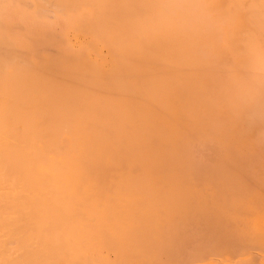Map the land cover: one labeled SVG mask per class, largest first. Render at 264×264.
I'll list each match as a JSON object with an SVG mask.
<instances>
[{"label": "rangeland", "instance_id": "obj_1", "mask_svg": "<svg viewBox=\"0 0 264 264\" xmlns=\"http://www.w3.org/2000/svg\"><path fill=\"white\" fill-rule=\"evenodd\" d=\"M84 1L0 0L7 90L40 86L0 93V144L63 242L43 264H264L262 5Z\"/></svg>", "mask_w": 264, "mask_h": 264}, {"label": "bare ground", "instance_id": "obj_2", "mask_svg": "<svg viewBox=\"0 0 264 264\" xmlns=\"http://www.w3.org/2000/svg\"><path fill=\"white\" fill-rule=\"evenodd\" d=\"M59 1V0H58ZM106 1V0H105ZM240 1V0H239ZM251 1V0H250ZM250 1H248V4L250 3ZM254 1V0H253ZM256 1H258L261 5H262V7L261 6H259V7H261V10H262V13H264V0H256ZM2 2H3V0H2ZM32 2V1H31ZM40 2V1H39ZM42 2V1H41ZM40 2V3H41ZM83 2H85L84 0H83ZM83 2H80V3H83ZM89 2V1H88ZM257 2V3H258ZM58 3V2H57ZM103 3V2H102ZM105 3V2H104ZM240 3V2H239ZM242 3H243V1H242ZM256 3V2H255ZM85 4V3H84ZM87 4V3H86ZM85 4V5H86ZM247 4V5H248ZM37 5V4H36ZM40 5V4H39ZM53 5V4H52ZM68 5V4H67ZM91 5V4H90ZM108 5V4H107ZM110 5V4H109ZM231 5V4H230ZM237 5V4H236ZM247 5H245L246 7H247ZM257 5V4H256ZM92 6H94V4H92ZM102 6V5H101ZM240 6V5H239ZM244 6V7H245ZM250 6V5H249ZM60 7V6H59ZM62 7V6H61ZM4 8V7H3ZM34 8H36V7H34ZM54 9V8H53ZM66 9V8H65ZM96 9V8H95ZM94 9V10H95ZM109 9V8H108ZM255 9V8H254ZM250 10V9H249ZM35 11V10H34ZM248 11V10H247ZM49 13V12H48ZM252 13H253V11H252ZM23 14V13H22ZM53 15V13H51L50 12V15ZM69 14V13H68ZM228 14V13H227ZM256 14V13H255ZM259 14V13H258ZM261 15H263V14H261ZM7 16V15H6ZM54 16H56V15H54ZM246 16H248V15H246ZM254 16V15H253ZM9 17V16H8ZM44 17V16H43ZM42 17V18H43ZM91 17V16H90ZM94 17V16H93ZM99 17V16H98ZM15 18V17H14ZM24 18V17H23ZM34 18V17H33ZM262 18V17H261ZM13 19V18H12ZM250 19V18H249ZM248 19V20H249ZM15 20V19H14ZM29 20H31V19H29ZM61 20V19H60ZM256 20V19H255ZM259 20V19H258ZM257 20V21H258ZM8 22V21H7ZM260 22V21H259ZM42 23V22H41ZM264 23V22H263ZM16 24V23H15ZM57 24V23H56ZM254 24V23H253ZM23 25V24H22ZM1 27H3V25L1 26ZM15 27H17V26H15ZM55 27H56V25H55ZM23 30H24V28H23ZM254 30V29H253ZM251 31V30H250ZM255 31V30H254ZM24 32H26V31H24ZM49 32V31H48ZM244 32V31H243ZM254 33V32H253ZM263 33V32H262ZM48 34V33H47ZM58 34V33H57ZM36 36V35H35ZM39 36V35H38ZM247 36H248V34H247ZM246 36V37H247ZM35 42V41H34ZM14 45V44H13ZM61 45V44H60ZM264 46V45H263ZM38 47V46H37ZM36 47V48H37ZM253 47V46H252ZM43 48V47H42ZM22 50V49H21ZM53 50V49H52ZM56 51V50H55ZM6 52V51H5ZM8 53V52H7ZM57 53V52H56ZM67 54V53H66ZM65 54V55H66ZM25 55V54H24ZM45 55V54H44ZM56 55V54H55ZM34 56H35V54H34ZM53 56H54V54H53ZM71 57V56H70ZM258 57V56H257ZM48 58V57H47ZM22 59V58H21ZM33 59H34V57H33ZM18 60V59H17ZM23 61H24V59H23ZM33 61V60H32ZM34 61H36V60H34ZM82 61V60H81ZM13 63V62H12ZM11 63V64H12ZM23 63V62H22ZM25 63V62H24ZM30 63V62H29ZM38 63V62H37ZM82 63V62H81ZM5 64L6 63H4L3 61H0V93H2V92H7L8 91V93H9V91L11 92V87L13 88V86H10V90H7L8 88H9V85L10 84H12L11 83V81H10V78L12 79L13 78V75H16L17 73H13L12 71V73L11 74H13L12 75V77H11V74L9 73V76H8V72H7V74L5 73V70H4V68H5ZM19 64V63H18ZM21 64V63H20ZM19 64V65H20ZM67 65H68V63H66ZM96 64V63H95ZM38 65V64H37ZM9 66V65H8ZM4 67V68H3ZM7 67V66H6ZM15 67V66H14ZM8 68V67H7ZM7 68H5V69H7ZM80 69V68H79ZM14 70V69H13ZM15 71V70H14ZM31 73V72H30ZM29 73V74H30ZM43 73V72H42ZM34 74V73H33ZM41 74V73H40ZM59 74V73H58ZM31 75V74H30ZM77 75V74H76ZM10 77V78H9ZM16 78H17V76H16ZM19 78V77H18ZM69 78V77H68ZM18 80H22V82H21V84L22 85H19L18 84V82L17 83H15V79H14V83H13V85L15 86L16 84L17 85H19L20 87H16L14 90H13V92H12V94L11 93H9V94H11V95H13V94H16V91H17V93L19 92V95L20 94H22V93H20V90L21 91H23L24 89H19L18 90V88H21V86H23V82L25 83V85H24V87L26 86V82L25 81H23V78H19ZM17 80V81H18ZM20 81H19V83H20ZM27 81V80H26ZM29 81V80H28ZM34 81V80H33ZM80 81V80H79ZM37 82H39V84H41L40 82H41V80H37ZM36 82V83H37ZM78 82V81H77ZM90 82V81H89ZM28 83V82H27ZM31 84H28V85H31V87H32V82H30ZM35 84V83H34ZM38 84V85H39ZM43 86H44V84H42ZM41 85V86H42ZM35 86H37V85H35ZM34 85H33V88L35 87ZM42 86V87H43ZM37 87H40V86H37ZM41 87V88H42ZM33 88H30L29 86H26L25 87V89L26 90H30V89H33ZM41 88H38L37 90H39V89H41ZM43 89V88H42ZM28 90V91H29ZM80 90V89H79ZM42 91V90H41ZM44 91V90H43ZM42 91V92H43ZM8 93H7V95H8ZM4 95H6L5 93H4ZM6 95V96H7ZM19 95H17L16 94V96H17V98L18 99H21V97L22 96H20L19 97ZM15 96V95H14ZM10 97V96H9ZM87 97V96H86ZM11 98V97H10ZM17 98L15 97V100L16 101H18L17 100ZM33 98V97H32ZM11 99H13V96H12V98ZM1 100V99H0ZM15 100L13 99V105L12 106H15L14 104H15ZM35 101V100H34ZM7 103V102H6ZM6 103L4 104H2V102L0 103L1 105H0V127H1V125H2V127L1 128H6L5 126H6V124H5V126L2 124V119H3V116H4V113L6 114V113H8L9 111H10V109L7 107V105H6ZM12 103V102H11ZM8 104H10V103H8ZM22 104H20V106H21ZM22 106H24V104L22 105ZM21 106V107H22ZM31 106V105H30ZM18 107V106H17ZM9 109V110H6V112H5V109ZM23 108V107H22ZM66 108V107H65ZM13 109H15V107L14 108H12L11 110H13ZM17 109H19V108H17ZM16 109V111H18L19 112V110H17ZM30 109V108H29ZM34 109V108H33ZM72 109V108H71ZM22 110V109H21ZM23 110H24V108H23ZM73 110V109H72ZM8 111V112H7ZM68 111H69V109H68ZM11 112V111H10ZM14 112H15V110H14ZM18 112H15V114H13V111H12V114L13 115H17V114H20V116H19V118L20 117H22V116H24V115H28V112H27V114H24V115H22L25 111H23V113H22V111H21V113H18ZM32 112V111H31ZM31 112H29V114H31ZM34 112V113H33ZM32 112V114H36L35 113V111H33ZM31 114V116H32V118H34L33 117V115ZM52 114V113H51ZM57 114H58V112H57ZM74 114V113H73ZM73 114H71V115H73ZM7 115V114H6ZM14 116V117H15ZM46 116V115H45ZM44 116V117H45ZM14 117H13V120L15 121V119H14ZM4 118H5V116H4ZM27 118H28V120H30L31 118H29L28 116H27ZM27 118L26 119H24V120H27ZM16 119H18V118H16ZM4 120V119H3ZM20 120V119H19ZM19 120L17 121V122H19ZM21 121V120H20ZM23 121V120H22ZM33 121V120H32ZM25 122V121H24ZM3 123H4V121H3ZM22 123V122H21ZM38 123V122H37ZM15 125H16V123H14ZM20 124V123H19ZM19 124L17 123V125L19 126ZM23 124V123H22ZM22 124H20V125H22ZM29 126H27V128L25 127V129H32L31 128V126H34V125H30V124H28ZM40 125V124H39ZM46 125V124H45ZM53 125V124H52ZM30 127V128H29ZM3 128V129H4ZM19 128V130H20V127H18ZM17 128V129H18ZM23 128V127H22ZM34 128H36V126H34ZM2 129V130H3ZM12 129V128H11ZM10 129V130H11ZM24 129V128H23ZM23 129H21L18 133H21L22 134V136L24 135L23 134ZM24 129V130H25ZM1 130V129H0ZM1 130V131H2ZM0 131V132H1ZM18 131V130H17ZM46 131V130H45ZM7 132H9V131H6L5 133L7 134ZM17 133V138H16V136H15V133L12 135V136H15V138L16 139H18V134ZM9 134H10V132L8 133V136H9ZM26 134V133H25ZM37 134H39V133H37ZM12 136H11V138H12ZM20 137H21V135H20ZM19 137V138H20ZM24 137H26V135L25 136H23V140H24V142L26 143L29 139H27V141L24 139ZM13 139V138H12ZM22 140V141H23ZM16 141V140H15ZM21 141V140H20ZM6 142V141H5ZM19 142V141H18ZM23 142V143H24ZM3 143V141L1 142V144H0V264H43V256H47V257H50L51 255H53V257L55 256V257H60V258H62L61 257V255L59 256V254L57 253V250L58 249H55V247H58L59 246V248H60V245L63 243V242H61L60 241V245H58L57 243H56V245H55V243L53 244L52 243V241L53 240H49V239H52V238H49V237H52L53 236V234H51L50 235V233H52L51 232V230L53 229V228H55L56 229V225L54 226V225H52V226H54V227H51V230H49L50 231V233L47 235V233H45L46 235H47V237L46 236H44L43 234H44V232H46V230H44V232H43V227H42V218H41V216H44L43 215V213H42V215L40 216L39 215V213H38V211L41 209H39L38 211H37V208H36V200H37V202H38V199H37V195H35V186H37V185H35V183L33 184L32 183V181L28 178V176H27V172H26V170H28V167L29 166H27V164L29 163V161H28V163L26 162V160H25V158H24V161L21 159V158H19L18 157V155L16 154V152H17V150L15 151L14 149H13V147L11 146V145H9V144H2ZM17 146V145H16ZM25 150V149H24ZM19 153V152H18ZM21 155V154H20ZM29 156V154L27 155V157ZM32 156V155H31ZM34 158V157H33ZM32 158V159H33ZM40 158H42V157H40ZM27 159V158H26ZM34 159H36V158H34ZM39 159V158H38ZM30 162H31V160H30ZM27 163V164H26ZM35 162H33V164H34ZM30 164V163H29ZM25 167H27V169H25ZM34 166L32 165V168H33ZM31 168V167H30ZM29 168V170H31ZM35 168V167H34ZM33 168V169H34ZM30 172V171H29ZM34 172H36V169H35V171ZM37 174H38V172H36ZM64 172H62V174H63ZM35 174V173H34ZM67 174V173H66ZM70 174V173H69ZM42 176H44V178H46L47 179V176L44 174H41ZM59 175H60V173H59ZM31 176V175H30ZM46 176V177H45ZM68 176V175H67ZM66 176V177H67ZM40 176H38V178H39ZM34 178L35 179H38V178H36V175L34 176ZM33 180V179H32ZM70 180V179H69ZM41 181H43V177H42V179H41ZM66 181H68V180H66ZM76 180H75V177H74V182H75ZM43 182H45V181H43ZM70 182H73V180L72 181H70ZM80 182V181H79ZM37 183V182H36ZM38 183H40L39 181H38ZM37 183V184H38ZM46 183H47V181H46ZM43 184H45V183H43ZM43 184L41 185V188H44V186H43ZM79 184V183H78ZM77 184V185H78ZM43 186V187H42ZM45 186H48V185H45ZM74 186V185H73ZM46 188V187H45ZM48 188V187H47ZM46 188V189H47ZM72 188V187H71ZM46 189H45V191H46ZM38 190V189H37ZM70 190V189H69ZM44 191V192H45ZM49 192H51V191H49ZM33 193H34V195H33ZM39 193V192H38ZM48 193V192H47ZM69 193V192H68ZM44 194H46V192L44 193ZM48 195V194H47ZM49 195H51V194H49ZM35 196V197H34ZM36 198V199H35ZM48 200H51L49 197H48ZM48 203V202H47ZM48 205H49V203H48ZM53 206H55V205H53ZM46 207V206H45ZM44 207V208H45ZM56 207V206H55ZM60 208V207H59ZM50 209V208H49ZM51 209H53V208H51ZM50 209V210H51ZM42 211H45V209H43ZM52 211V210H51ZM57 211H59V210H57ZM45 213V212H44ZM47 213H48V211H47ZM52 213V212H51ZM78 212H76V213H74V215L73 216H75V214L76 215H79L80 214V216H81V214L82 213H79V214H77ZM60 215H62V216H60L59 217V219L58 220H60V218H62L63 216L65 217V215H63V213H60ZM50 216H51V214H50ZM71 216V215H70ZM73 216H71V217H73ZM47 217V216H46ZM62 218L61 220H65V218H67L68 220H69V218L68 217H65V218ZM71 217H70V219H71ZM50 218V217H49ZM56 219L58 218V217H55ZM67 219H66V221H67ZM45 220V219H44ZM57 220V221H58ZM60 220V221H61ZM63 220V221H64ZM48 221V220H47ZM47 223H50V222H47ZM53 224V223H52ZM57 224V223H56ZM49 225V224H48ZM49 227V226H48ZM54 230V229H53ZM48 231V232H49ZM54 237V236H53ZM49 240H47V239ZM34 239H38V240H34ZM11 242H14V243H16L19 247H21L22 248V250H23V252H22V256L21 257H12V255H11V249H10V245H11ZM56 242V241H55ZM59 242V241H58ZM52 244V245H51ZM65 244V243H64ZM63 244V245H64ZM53 245H55V246H53ZM66 245H68V244H66ZM94 247V246H93ZM20 248V249H21ZM51 248V249H50ZM55 249V252H54V249ZM90 248H92V247H90ZM66 250V249H65ZM64 250V251H65ZM53 251V252H52ZM60 251V250H59ZM58 251V252H59ZM62 251V250H61ZM50 252H52L51 254H50ZM54 253H55V255H54ZM59 253H61V252H59ZM56 254H57V256H56ZM62 254V253H61ZM228 254V253H227ZM50 255V256H49ZM54 257V259H57V258H55ZM57 260H59V258L57 259ZM54 261V260H53ZM64 262V261H63ZM62 262V263H63ZM76 264V263H75Z\"/></svg>", "mask_w": 264, "mask_h": 264}]
</instances>
